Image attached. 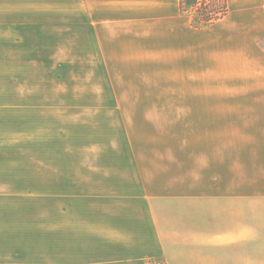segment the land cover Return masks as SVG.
<instances>
[{"label": "crops", "instance_id": "0c3cea01", "mask_svg": "<svg viewBox=\"0 0 264 264\" xmlns=\"http://www.w3.org/2000/svg\"><path fill=\"white\" fill-rule=\"evenodd\" d=\"M81 1L94 9L83 23L89 44L103 56L104 47L111 56L126 48L133 72L159 64L175 82L176 119L193 153L217 159L180 162L192 187L172 195L130 176L94 178L95 188L75 182L65 194V255H16L22 245L9 238L24 222L16 216L0 222V264H264V0H226L227 12L207 24L182 0ZM56 223L50 216V235Z\"/></svg>", "mask_w": 264, "mask_h": 264}, {"label": "rangeland", "instance_id": "374dc122", "mask_svg": "<svg viewBox=\"0 0 264 264\" xmlns=\"http://www.w3.org/2000/svg\"><path fill=\"white\" fill-rule=\"evenodd\" d=\"M204 2L214 11L224 0ZM91 10L81 0H0V222L24 221L18 238L8 237L22 245L16 255H65V194L75 182L95 188L94 178L130 176L172 195L192 187L180 162L217 159L193 153L194 138L176 119L175 82L159 64L133 72L138 66L121 54L128 41L115 56L104 47L106 57L89 44ZM111 162L117 167L106 168Z\"/></svg>", "mask_w": 264, "mask_h": 264}, {"label": "trees", "instance_id": "16d2710c", "mask_svg": "<svg viewBox=\"0 0 264 264\" xmlns=\"http://www.w3.org/2000/svg\"><path fill=\"white\" fill-rule=\"evenodd\" d=\"M211 3H212V0H211ZM187 6L188 7L191 6L194 12L198 11L199 14H201V19L198 22L203 20L202 24H206V23L214 21L215 19L224 15L228 10L226 0H224L222 6L214 5L215 6L214 11L211 9V6L213 5H210V3L204 2V0H182V8L186 9L185 7Z\"/></svg>", "mask_w": 264, "mask_h": 264}, {"label": "built area", "instance_id": "2783aa9c", "mask_svg": "<svg viewBox=\"0 0 264 264\" xmlns=\"http://www.w3.org/2000/svg\"><path fill=\"white\" fill-rule=\"evenodd\" d=\"M152 264H166V263L164 261L157 260V261L152 262Z\"/></svg>", "mask_w": 264, "mask_h": 264}]
</instances>
